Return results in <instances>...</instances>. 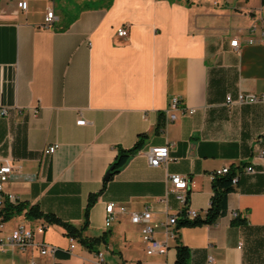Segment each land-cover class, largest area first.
Segmentation results:
<instances>
[{
	"label": "crops",
	"instance_id": "1",
	"mask_svg": "<svg viewBox=\"0 0 264 264\" xmlns=\"http://www.w3.org/2000/svg\"><path fill=\"white\" fill-rule=\"evenodd\" d=\"M18 1L0 0V107L9 109L0 116V165L14 168L4 192L80 227L88 196L102 189L117 148L132 147L146 133L143 147L106 182L90 209L84 235H105L107 242L97 246L105 261L174 264L179 240L189 248V264H264V157L256 143L264 138V103L225 104L227 94L264 93L262 0H25L26 10ZM49 10L53 20L46 23ZM122 26L127 35L119 37ZM234 38L237 49L230 46ZM172 97L179 98V108L166 122ZM79 119L84 125L76 124ZM51 144L57 150L44 156ZM167 144V163L150 166L147 152ZM230 166L238 181L226 214L212 225L176 230L164 255L145 253L140 225L128 214L104 226L108 202L128 212L148 207L152 223L186 208L203 216L212 175ZM169 174L187 178L186 206L166 195ZM234 211L244 224L231 223ZM19 224L34 229L35 244L6 246L0 264L95 260V252L77 241L65 255V230L24 213L4 222L0 238ZM38 225L45 226L43 233ZM154 236L165 239L163 228ZM42 243L61 253L41 255Z\"/></svg>",
	"mask_w": 264,
	"mask_h": 264
},
{
	"label": "built area",
	"instance_id": "2",
	"mask_svg": "<svg viewBox=\"0 0 264 264\" xmlns=\"http://www.w3.org/2000/svg\"><path fill=\"white\" fill-rule=\"evenodd\" d=\"M18 8L21 10H26L27 8V2L25 0H20L17 2ZM53 20V11L49 10L45 16V22L50 23ZM250 33L255 30V26L253 25L250 29ZM117 35L119 37H124L127 35V28L125 26H122L117 30ZM248 44H253L255 41L252 38H247L245 40ZM260 44L264 47V31H261L260 33ZM230 46L232 48L237 49L239 47V40L237 38H234L230 40ZM256 102H263L264 103V93L261 95H253V94H238L236 98H233L231 94H227L225 97V104L228 106H231L233 104H243V103H256ZM179 108V98L178 97H172L169 102L168 109L164 111V114L166 115V122H171L176 119V114L174 113V110ZM194 109H185L184 113L192 114L194 113ZM9 113V109L7 107H0V116L5 117ZM85 120L79 119L77 120L76 124L78 125H84ZM258 145L257 149V155L259 157H264V138L260 136L257 141ZM58 148V144H51L46 146L42 154L44 156L53 154ZM169 145L164 146H155L152 147L147 152V158L148 163L152 167H157L161 165H165L167 161L170 159L168 154ZM228 167H223L221 169H218L214 172V174H225L228 172ZM247 172H253V168L251 166H248L245 168ZM14 171V168L8 163H4L0 165V231L2 230V227L4 226L3 222V215H2V209L5 204V202H9L12 204H18L21 202L20 198L12 193L4 192V183L8 181L10 175ZM213 177V175H212ZM238 180V174L233 177L232 183L235 185ZM168 188L166 191L167 194H174L176 199L184 206L187 205V190L189 189V182L185 176H182L180 174H169L168 175ZM185 211V214L189 218H193L197 215V212L193 209L186 208L183 209ZM119 214H128L130 222L133 224L140 225L141 230V238L144 243V250L145 253L148 255H164L167 253L169 245H168V239L174 238L176 234V223H177V216L172 215L168 216L165 221L161 223H152L151 218V210L148 207H145L144 209L140 211H132L128 212L127 209L122 206L118 205L114 202H108L105 205V216H104V226L106 228H109L112 226L114 221L117 219ZM232 217L237 216V212L231 213ZM157 227H162L165 239L160 240L157 239L154 236V231ZM39 233H43L45 226L38 225L35 228ZM34 243V229L31 227L25 225V224H19L16 226L6 238H0V250H5L6 246L16 247L20 250H24L29 246H33ZM76 245V240L72 237H69V246L66 250V253H70L73 248ZM239 247L242 246V243L240 242ZM59 251L58 248L55 246L42 243L39 246V252L41 255H52L54 256L56 252ZM95 260L91 264H108L104 257L102 252H95L94 254ZM211 258H209V261ZM30 264H36L35 261H30Z\"/></svg>",
	"mask_w": 264,
	"mask_h": 264
},
{
	"label": "trees",
	"instance_id": "3",
	"mask_svg": "<svg viewBox=\"0 0 264 264\" xmlns=\"http://www.w3.org/2000/svg\"><path fill=\"white\" fill-rule=\"evenodd\" d=\"M262 2L264 3V0H262ZM161 116H163V113H160V117ZM161 125L162 121L160 118L155 129L156 132L159 131ZM147 139L148 135L146 133H142L138 135L137 140L132 147L127 149L120 147L117 148V153L106 171L111 173L110 178L114 174L118 173L127 164L129 159L143 147ZM237 174V168L234 166H230L228 172L225 174H213L211 181L212 195L210 198L209 206L206 209L204 215L201 216L197 214L195 217L189 218L186 216L185 211L182 210L177 216L175 229L178 231L182 227H200L205 225H212L218 220L219 217L225 215L227 212L228 194L234 190L235 186L232 183V179ZM109 179L104 180L103 187L100 191L89 194L83 212V223L80 227H76L72 223L58 218L53 213L41 211L38 205H28L25 202H20L18 204L5 202L2 209L3 222L8 221L14 215H19L21 213H24L28 219H43L48 224H56L61 226L65 230L66 236L74 238L78 243H80L89 251L97 252V246L101 243L107 242L105 235L98 237H88L84 235V231L87 229L89 224L88 218L90 209L95 204L98 196L102 192L106 182ZM188 201L189 196L187 197L186 203H188ZM231 223L234 225H242L245 223V220L237 215L236 217L232 218ZM58 253L61 252L57 251L56 254ZM65 255H68V253H65ZM189 258V248L178 240L175 246L174 264H189Z\"/></svg>",
	"mask_w": 264,
	"mask_h": 264
},
{
	"label": "water",
	"instance_id": "4",
	"mask_svg": "<svg viewBox=\"0 0 264 264\" xmlns=\"http://www.w3.org/2000/svg\"><path fill=\"white\" fill-rule=\"evenodd\" d=\"M110 176H111V173L110 172H106L105 177H104V180L109 179Z\"/></svg>",
	"mask_w": 264,
	"mask_h": 264
},
{
	"label": "rangeland",
	"instance_id": "5",
	"mask_svg": "<svg viewBox=\"0 0 264 264\" xmlns=\"http://www.w3.org/2000/svg\"><path fill=\"white\" fill-rule=\"evenodd\" d=\"M214 0H209L208 2H213ZM112 264H113V262H112Z\"/></svg>",
	"mask_w": 264,
	"mask_h": 264
}]
</instances>
